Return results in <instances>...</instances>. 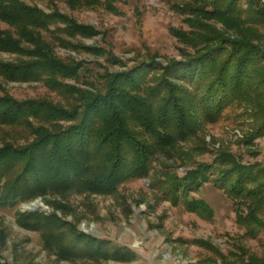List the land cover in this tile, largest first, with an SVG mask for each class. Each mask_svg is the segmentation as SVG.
<instances>
[{
	"label": "rangeland",
	"instance_id": "1",
	"mask_svg": "<svg viewBox=\"0 0 264 264\" xmlns=\"http://www.w3.org/2000/svg\"><path fill=\"white\" fill-rule=\"evenodd\" d=\"M20 1L92 30L90 34H74L59 20L44 27L23 29L0 19V32L14 39L15 45L19 43L21 49L33 48L34 39L47 46L50 56L69 65L81 64L77 81L72 78L63 81L87 90L103 91V75L125 70L148 58L160 66L171 60H182L185 46L174 33L199 36L188 21L192 23L200 18L189 15L187 8L179 10L184 5L182 0ZM203 1L201 7H213L211 2ZM257 4L264 9V0H257ZM237 7L248 12L250 8L246 0H241ZM248 12L231 17L241 22L247 20ZM203 21L214 25L220 33L225 32L222 36H236L220 21ZM263 21L249 23L247 29L260 35L259 42L253 43L261 44L264 53ZM18 60L29 59L15 49L0 50V63ZM259 65L264 66V55ZM46 80L45 76L13 80L0 73V98L43 99L62 106L70 103L65 93L51 87ZM257 92L260 99L250 96L246 102L228 98L216 116L196 118L193 135L177 142L174 150L153 156L148 177L126 179L112 194L71 191L1 207L0 264H264V203L252 211L247 199L233 198L216 185L218 172L210 168L208 180L188 193L189 197L202 200L208 209L190 208L183 197L176 200L179 193L165 194V184L160 183L163 176L159 174L164 169L168 172L170 167L181 175L194 161L210 164L223 152L231 155L236 163L264 166V129L260 130L264 120V106L260 105L264 102V88L259 86ZM0 138H15V143H23L32 136L26 128L0 125ZM36 199L47 211L30 212L23 208ZM27 212L46 214L49 219L68 223L85 237L102 239L105 247L102 250L109 255L96 259L81 251V244L66 240L63 248L52 245L38 221L30 224L23 219L22 213ZM251 214L257 224L246 227L250 218H243ZM57 234H53L56 239H70L62 232ZM93 245L100 247L98 243ZM59 247L65 253L68 248L75 255L65 256L61 248L58 251Z\"/></svg>",
	"mask_w": 264,
	"mask_h": 264
},
{
	"label": "trees",
	"instance_id": "2",
	"mask_svg": "<svg viewBox=\"0 0 264 264\" xmlns=\"http://www.w3.org/2000/svg\"><path fill=\"white\" fill-rule=\"evenodd\" d=\"M181 2L185 6H179V10L187 8L189 15L200 18L188 21L199 36L174 33L185 46L184 58L163 66L148 58L125 70L107 73L102 78L103 91L77 88L63 81H77L81 64L69 65L50 56L47 46L34 39V47L23 50L14 39L0 32V50L15 49L29 59L0 63V73L13 80L45 76L51 87L71 100L62 106L43 99L0 98V125L26 128L32 136L23 143H15V138H0V208L71 191L112 194L126 179L148 177L153 156L174 150L177 142L193 135L194 120L199 116H216L228 98L246 102L250 96L260 99L257 90L259 86L264 88V66L259 61L264 53L261 44L253 43L259 42L260 35L247 29L249 23L264 19V9L257 0H246L249 12L238 10L241 0H207L212 8L201 7L203 0ZM247 12L248 21L231 17ZM64 18L45 14L20 0H0V19L23 29L44 27L59 20L74 34L92 33L89 27ZM203 19L222 22L236 36H222L225 32H218ZM157 70L160 73H154ZM260 105L264 106V102ZM262 122L260 130L264 129ZM167 157L172 158L169 154ZM192 164L181 175L170 167L168 172L161 170L160 183L165 184V194L179 193L176 200L183 197L188 207L208 209L202 200L189 197L188 193L208 180L207 172L212 168L218 172L214 182L228 195L247 199L252 211L264 203V166L260 163H236L223 152L210 164ZM21 216L30 224L38 221L52 245L63 248L66 240L81 244V251L96 259L109 255L102 250V239L85 237L66 222L39 213ZM251 216L254 214L243 218H250L246 227L257 224ZM61 232L70 239L54 238L53 234ZM93 243L100 247H93ZM66 251L65 256L75 255L68 248Z\"/></svg>",
	"mask_w": 264,
	"mask_h": 264
},
{
	"label": "bare ground",
	"instance_id": "3",
	"mask_svg": "<svg viewBox=\"0 0 264 264\" xmlns=\"http://www.w3.org/2000/svg\"><path fill=\"white\" fill-rule=\"evenodd\" d=\"M23 208L24 209H39L40 208V204H39V202H34L32 204H24ZM89 232H90V230H89Z\"/></svg>",
	"mask_w": 264,
	"mask_h": 264
},
{
	"label": "water",
	"instance_id": "4",
	"mask_svg": "<svg viewBox=\"0 0 264 264\" xmlns=\"http://www.w3.org/2000/svg\"><path fill=\"white\" fill-rule=\"evenodd\" d=\"M34 202H39V204H40L39 210H45V211H47V207L42 202H40L39 199L34 200L30 204H32ZM27 210L30 211V212H34V211H37L38 209H27Z\"/></svg>",
	"mask_w": 264,
	"mask_h": 264
}]
</instances>
